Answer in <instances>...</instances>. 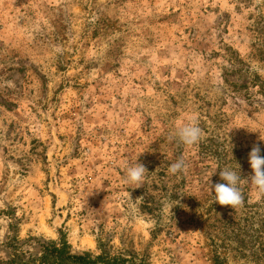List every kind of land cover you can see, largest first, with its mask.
Returning <instances> with one entry per match:
<instances>
[{"label": "rangeland", "instance_id": "obj_1", "mask_svg": "<svg viewBox=\"0 0 264 264\" xmlns=\"http://www.w3.org/2000/svg\"><path fill=\"white\" fill-rule=\"evenodd\" d=\"M254 75L264 0H0V264L51 244L98 264H264V200L241 183L232 209L207 190L235 162L247 180L264 148ZM188 115L190 147L172 137ZM137 156L140 188L124 183Z\"/></svg>", "mask_w": 264, "mask_h": 264}, {"label": "clouds", "instance_id": "obj_2", "mask_svg": "<svg viewBox=\"0 0 264 264\" xmlns=\"http://www.w3.org/2000/svg\"><path fill=\"white\" fill-rule=\"evenodd\" d=\"M201 136L202 129L199 127L195 115H188L179 119L172 133L173 138L189 147L196 145ZM248 162L252 175L247 180L241 179L240 165L237 162H235V169L229 166L222 169L217 167V169H220L219 176L223 183L212 185L210 182V177L215 174L217 169L209 175L207 190L212 195L213 202L232 209L243 206L244 197L239 187L241 183H250L253 186L256 199L264 200V156L261 155V148L259 146H253L248 155ZM124 167L126 170L124 183L135 185L136 188L143 186L145 175L148 172L145 165L138 162V156L134 162L126 161ZM186 168L187 165L184 159L180 158L169 166L168 171L175 175L185 171Z\"/></svg>", "mask_w": 264, "mask_h": 264}, {"label": "trees", "instance_id": "obj_3", "mask_svg": "<svg viewBox=\"0 0 264 264\" xmlns=\"http://www.w3.org/2000/svg\"><path fill=\"white\" fill-rule=\"evenodd\" d=\"M252 84L254 85V87L258 88L257 92L264 98V83H260L256 75H254L252 78ZM232 87L235 88V85ZM243 88L245 87H241V89ZM219 145L220 143H213L211 145L202 144L200 148L203 153L208 154L210 156H220V160H222V157H226V153L225 151L224 153L220 151ZM250 152L251 151H248V155ZM235 155L236 158L239 160L238 162L241 163L240 160L244 159V157H242V154H238V157L237 153H235ZM261 155L264 156V148H261ZM244 209L246 210L244 215L247 219H252L255 216H258L257 205L244 206ZM98 260L99 257L95 260H92L89 256L71 255L70 253L66 252L63 247H57L56 245L51 244L43 246L42 255L38 259V264H98ZM105 260V264H109L107 263L108 259L106 258Z\"/></svg>", "mask_w": 264, "mask_h": 264}]
</instances>
